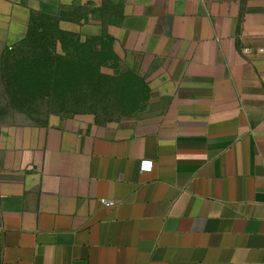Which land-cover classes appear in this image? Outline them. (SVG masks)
Instances as JSON below:
<instances>
[{
    "label": "crops",
    "instance_id": "obj_1",
    "mask_svg": "<svg viewBox=\"0 0 264 264\" xmlns=\"http://www.w3.org/2000/svg\"><path fill=\"white\" fill-rule=\"evenodd\" d=\"M33 13L94 27L147 98L41 121L3 71L0 264H264V0H0V54Z\"/></svg>",
    "mask_w": 264,
    "mask_h": 264
},
{
    "label": "rangeland",
    "instance_id": "obj_2",
    "mask_svg": "<svg viewBox=\"0 0 264 264\" xmlns=\"http://www.w3.org/2000/svg\"><path fill=\"white\" fill-rule=\"evenodd\" d=\"M44 15L46 17L41 18L33 13L30 21H47L50 15ZM74 17L78 18V14ZM66 27L73 29L72 32L66 31L71 35L61 36L56 41V37L35 38L36 33H29L28 30L24 43L2 52L0 86L7 85L9 79L6 73L4 79V72L8 68L28 67L30 64L26 61L39 60L42 52L48 51V43H52L54 47L51 50H55L58 57L53 75L47 81L40 74L38 92L24 91L26 111L33 112L34 118L38 115L41 121L49 118L78 122L88 128H122L129 125L138 113L143 114L139 109L145 107L147 95L139 92L145 89L139 87V80L132 78L134 75L128 66L119 62L108 41L94 35V27L87 29L86 32L92 34L88 36L74 23L66 24ZM16 62L22 65L16 66ZM40 66L43 64L40 63ZM10 79L12 82L13 78ZM27 84V81L23 82L24 86Z\"/></svg>",
    "mask_w": 264,
    "mask_h": 264
},
{
    "label": "trees",
    "instance_id": "obj_3",
    "mask_svg": "<svg viewBox=\"0 0 264 264\" xmlns=\"http://www.w3.org/2000/svg\"><path fill=\"white\" fill-rule=\"evenodd\" d=\"M42 17H46L44 14H39ZM28 32L34 31L36 33L35 38H43L44 36L47 37H56L54 40L56 41L57 39H60L59 37L63 36L65 37L66 35H71L61 29H59V19L57 17H50L47 16V21L40 20V23L36 22L35 19H31L29 23V28ZM28 36V34H27ZM58 37V38H57ZM52 39V38H51ZM49 41V40H48ZM24 43V40L21 42ZM54 43V42H53ZM19 45V44H18ZM53 44L48 43V51H43L42 56L40 57L39 60H34V61H26V64L28 67L20 66L21 68L19 69H11L8 70V72L11 73H16L18 76V83L20 84L25 81H27V86L23 85L24 90L26 91H32V92H38L40 88V84L38 83V80L41 79L40 74L43 76L44 79H51V74L53 75L54 72V63L56 62V59L58 58L56 55L55 50L53 49ZM46 53V54H43ZM34 55V54H33ZM16 66L22 65L20 62H16ZM40 63L43 64V66H40ZM47 64L48 66H45ZM25 79V80H24ZM54 84V83H53Z\"/></svg>",
    "mask_w": 264,
    "mask_h": 264
},
{
    "label": "built area",
    "instance_id": "obj_4",
    "mask_svg": "<svg viewBox=\"0 0 264 264\" xmlns=\"http://www.w3.org/2000/svg\"><path fill=\"white\" fill-rule=\"evenodd\" d=\"M141 167H142L143 169H145V168H146V169H147V168H150V167H151V162L143 161ZM106 203H107V202H106ZM107 205H109V203H107Z\"/></svg>",
    "mask_w": 264,
    "mask_h": 264
}]
</instances>
